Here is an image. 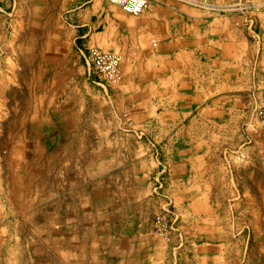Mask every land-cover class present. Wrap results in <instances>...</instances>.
<instances>
[{"label": "rangeland", "instance_id": "1", "mask_svg": "<svg viewBox=\"0 0 264 264\" xmlns=\"http://www.w3.org/2000/svg\"><path fill=\"white\" fill-rule=\"evenodd\" d=\"M3 1L0 239L29 234L27 222L39 223L45 235L52 230L45 225L63 220L69 205V220L100 218L111 225L126 216L134 222L146 220L150 245L163 253V264H211L195 258L199 245L211 237L230 245L227 253L222 250L224 260L215 264H227L226 254L229 264H240L239 232L246 224L240 206L249 199L236 191L248 181L240 180L241 167L231 164L233 182L226 179L225 146L209 148L216 142L204 132L196 136L207 146L183 148L179 139L193 145L194 132H178L177 126L156 118L147 130L131 127L125 104L89 85L85 70L78 71L81 65L74 64L77 56L60 20L33 19L21 0ZM107 1L133 17L147 11L149 3ZM87 63L104 85L118 80L120 59L115 53L91 49ZM224 138L219 141L225 143ZM195 152L204 164L195 165ZM188 163L185 174L181 165ZM199 188L208 194L197 196ZM210 189L215 195L210 196ZM217 214L219 221L212 225ZM15 247L14 240L0 242V253Z\"/></svg>", "mask_w": 264, "mask_h": 264}, {"label": "crops", "instance_id": "2", "mask_svg": "<svg viewBox=\"0 0 264 264\" xmlns=\"http://www.w3.org/2000/svg\"><path fill=\"white\" fill-rule=\"evenodd\" d=\"M18 3L29 5L33 19L61 21L77 56L74 64L81 65L78 71L85 70L89 85L125 104L131 127L147 130L156 118L177 126L178 132H194L193 145L179 139L183 148L207 146L196 136L204 132L216 142L209 148L225 146L226 179L233 182L230 164L241 167L240 180L248 184L236 192L251 200L240 206L246 219L239 232L240 264H264V0H149L147 11L138 17L107 0ZM48 36L56 38V33ZM91 49L118 55L119 77L112 86L104 85L87 63ZM223 134L225 143L219 141ZM193 159L195 165L204 164L196 152ZM186 166L181 165L185 174ZM196 194L208 192L199 188ZM64 210L63 220L45 225L52 229L45 235L39 223L27 222L29 234L0 239L16 244L0 253V264H163V253L150 245L146 220L134 222L126 216L112 225L100 218L69 220V205ZM216 221L218 214L211 224ZM225 245L211 237L199 245L195 258L211 264L223 261L222 250L227 253L230 246L228 241ZM229 259L226 254L227 264Z\"/></svg>", "mask_w": 264, "mask_h": 264}, {"label": "bare ground", "instance_id": "3", "mask_svg": "<svg viewBox=\"0 0 264 264\" xmlns=\"http://www.w3.org/2000/svg\"><path fill=\"white\" fill-rule=\"evenodd\" d=\"M16 145V144H15ZM18 148V147H17Z\"/></svg>", "mask_w": 264, "mask_h": 264}]
</instances>
